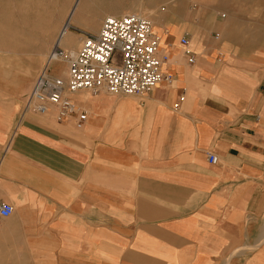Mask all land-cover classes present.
I'll list each match as a JSON object with an SVG mask.
<instances>
[{
  "label": "crops",
  "instance_id": "obj_1",
  "mask_svg": "<svg viewBox=\"0 0 264 264\" xmlns=\"http://www.w3.org/2000/svg\"><path fill=\"white\" fill-rule=\"evenodd\" d=\"M210 11L154 30L171 84L0 123V264H264V62L222 60L232 10Z\"/></svg>",
  "mask_w": 264,
  "mask_h": 264
},
{
  "label": "rangeland",
  "instance_id": "obj_2",
  "mask_svg": "<svg viewBox=\"0 0 264 264\" xmlns=\"http://www.w3.org/2000/svg\"><path fill=\"white\" fill-rule=\"evenodd\" d=\"M74 1L0 0L1 124L9 126L13 116L19 120L25 97L46 56L52 48H61L53 44ZM213 6H228L233 16L227 38L231 53L221 59L241 67L263 64L264 0H91L86 7L88 16L81 15L70 27L74 43L66 49L78 51L85 34L97 32L106 16L140 14L151 21L159 34L177 24L200 29L198 26ZM224 19L220 13L216 15L217 23ZM65 67L64 62L56 61L51 73L59 75Z\"/></svg>",
  "mask_w": 264,
  "mask_h": 264
},
{
  "label": "built area",
  "instance_id": "obj_3",
  "mask_svg": "<svg viewBox=\"0 0 264 264\" xmlns=\"http://www.w3.org/2000/svg\"><path fill=\"white\" fill-rule=\"evenodd\" d=\"M179 42L188 47L186 38ZM159 49L160 37L146 17L136 13L106 16L97 32L85 34L74 54L57 46L52 48L25 97L19 121L27 114L54 111L58 121L74 117L75 123L80 124L86 113L78 110L71 99L74 92L143 96L161 82L171 84L172 76L161 70L166 55L160 54ZM56 61L66 65L65 77L51 73ZM187 62L193 64L194 57L189 55ZM207 159L211 163L217 161L211 153ZM11 213L10 204H0V218Z\"/></svg>",
  "mask_w": 264,
  "mask_h": 264
},
{
  "label": "bare ground",
  "instance_id": "obj_4",
  "mask_svg": "<svg viewBox=\"0 0 264 264\" xmlns=\"http://www.w3.org/2000/svg\"><path fill=\"white\" fill-rule=\"evenodd\" d=\"M91 0H75L69 13L68 16L66 17V20L64 21L62 27L59 30V33L55 39V42L53 44V47L58 45L61 48H67L69 46H72L74 43L72 33L70 32V27L73 25V23L77 20L78 17L81 15H86L88 16L89 11L87 10V6L89 5ZM112 16V15H110ZM114 16V15H113ZM154 20V18H153ZM155 23V22H154ZM156 26V23H155ZM67 53L69 54H74L77 49H66ZM59 76L65 77L66 72L60 71Z\"/></svg>",
  "mask_w": 264,
  "mask_h": 264
}]
</instances>
